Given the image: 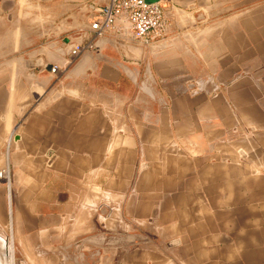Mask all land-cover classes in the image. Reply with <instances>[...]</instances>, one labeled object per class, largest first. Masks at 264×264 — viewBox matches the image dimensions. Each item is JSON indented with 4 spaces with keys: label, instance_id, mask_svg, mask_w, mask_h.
Listing matches in <instances>:
<instances>
[{
    "label": "crops",
    "instance_id": "0c3cea01",
    "mask_svg": "<svg viewBox=\"0 0 264 264\" xmlns=\"http://www.w3.org/2000/svg\"><path fill=\"white\" fill-rule=\"evenodd\" d=\"M103 2L0 0V249L120 264L109 235L150 231L264 264V0H160L151 43L93 38Z\"/></svg>",
    "mask_w": 264,
    "mask_h": 264
},
{
    "label": "rangeland",
    "instance_id": "374dc122",
    "mask_svg": "<svg viewBox=\"0 0 264 264\" xmlns=\"http://www.w3.org/2000/svg\"><path fill=\"white\" fill-rule=\"evenodd\" d=\"M3 176L0 179L8 180V169L0 170ZM7 201V198H6ZM9 207V203L8 206ZM152 220V219H151ZM153 221V220H152ZM152 221H150L152 223ZM148 229H151L148 227ZM1 230V227H0ZM4 236L6 234H3ZM108 241H113L115 246L127 248H118L113 250L114 255H110V249H100L99 258L93 260H101L100 257L113 258L115 262L122 264H203V250L191 248L189 242H181L177 240L167 239L165 236L146 232L144 234H114L109 235ZM99 237L102 239V235ZM7 241L0 249V264H26L21 251L14 250L12 237L7 233ZM100 239V241H101ZM3 242V240H2ZM171 243H175L171 245ZM200 262V263H198Z\"/></svg>",
    "mask_w": 264,
    "mask_h": 264
},
{
    "label": "built area",
    "instance_id": "2783aa9c",
    "mask_svg": "<svg viewBox=\"0 0 264 264\" xmlns=\"http://www.w3.org/2000/svg\"><path fill=\"white\" fill-rule=\"evenodd\" d=\"M96 15L91 23L93 38L108 34L127 33L137 41L151 43L166 35L168 22L164 7L159 2L147 3L145 0H105L96 6ZM94 40L74 43L70 61H74L84 51L93 48ZM57 67H52L56 72ZM3 173H0V177Z\"/></svg>",
    "mask_w": 264,
    "mask_h": 264
},
{
    "label": "water",
    "instance_id": "95a60500",
    "mask_svg": "<svg viewBox=\"0 0 264 264\" xmlns=\"http://www.w3.org/2000/svg\"><path fill=\"white\" fill-rule=\"evenodd\" d=\"M147 3H155V2H159L160 0H145ZM67 44H68V47H67V53L70 54V51L73 47L74 44H70L68 42V40L65 41ZM43 66L45 69L47 70H50L52 69V65L50 64H45L43 63L42 59H39L37 62H36V66ZM175 243H171V245H174Z\"/></svg>",
    "mask_w": 264,
    "mask_h": 264
}]
</instances>
